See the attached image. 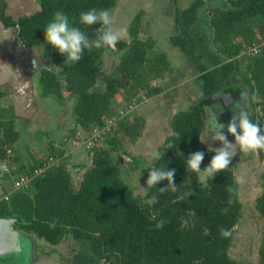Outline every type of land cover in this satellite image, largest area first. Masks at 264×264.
<instances>
[{
    "label": "trees",
    "instance_id": "trees-1",
    "mask_svg": "<svg viewBox=\"0 0 264 264\" xmlns=\"http://www.w3.org/2000/svg\"><path fill=\"white\" fill-rule=\"evenodd\" d=\"M116 4L117 0H31L26 13L14 20L6 15V4L0 2L3 27L14 29L24 49L34 53L39 50L52 66L40 70L41 95L63 100L62 88H65L75 101L72 108L75 123L87 131L103 127L111 118L116 121L111 130L113 136L109 139L111 132L104 136L105 141L109 139L108 147L90 148L91 166L84 171L78 185L63 163H54L33 178L27 190L12 191L7 200L0 199V218H14L16 230L50 246L70 236L87 254L106 264H238L230 257L229 249L233 229L242 216V205L230 165L213 179L207 176L203 183L199 174L187 172L186 160L190 154L202 151L201 170L210 164L215 152H206L201 147L207 111L211 115L216 113L222 122L232 119L233 113L243 108L240 107L244 101L242 92L247 93L246 100L253 110L250 118L264 128V47L259 46L264 40V0H224L222 7L211 10L208 25L213 30V53L225 61L245 57L248 77L240 76L241 73L232 76V83L223 91L213 87L208 95L172 116L171 133L156 150L164 154L163 158L152 160L144 170L148 178L151 170L148 168L175 169L176 190L161 194L158 190L168 185L165 179L156 187H147L141 199L123 180L120 166L123 158L113 152L121 150L117 136L120 131L130 141L140 135L139 120L127 121L135 110L127 114L124 110L132 104L137 107V102L142 100L140 92H144L146 98L161 93L163 88L153 86L152 81L162 79L169 68L166 55L154 52L155 41L139 38L142 12L130 23V41L122 40L118 44L119 62L109 74H104L101 68L108 48L85 50L78 63L64 64L66 57L46 42L44 34L59 10L68 15L73 26L95 38V28L100 25H82L81 12L110 10ZM175 23L181 28L177 9ZM181 34L196 48L192 35L182 28ZM253 48H258L255 54L249 52ZM99 78L104 83L101 89H97ZM221 91L234 98L230 105H224L217 97ZM3 96L0 92V97ZM119 96L126 102L121 109ZM16 138L13 121L0 119V172L5 166V148L12 147ZM51 151L36 167L42 166L50 156H58ZM257 155L264 163V151ZM133 162L134 159H130L127 164L133 165ZM229 186L236 188V192L230 193ZM153 196L158 202L147 204ZM255 209L264 217V183L262 193L255 200ZM161 219L166 223L162 229H157L156 224ZM221 227L229 229L231 235L221 236ZM258 264H264V233Z\"/></svg>",
    "mask_w": 264,
    "mask_h": 264
},
{
    "label": "rangeland",
    "instance_id": "rangeland-1",
    "mask_svg": "<svg viewBox=\"0 0 264 264\" xmlns=\"http://www.w3.org/2000/svg\"><path fill=\"white\" fill-rule=\"evenodd\" d=\"M194 2L197 3V6L201 5V8L198 9L196 16H201L202 26L204 25V22H206V29L203 28L206 30V33L204 34V31L200 30L199 24H196V16L193 17L194 21H191L192 27H194V31H199L200 34L202 33V35L204 34V38L211 43L213 30L208 25L210 12L214 8L222 7V0H177L176 4L172 0H117L116 7L108 11L113 18L114 26L116 28H123L127 30L126 36L123 39L126 42H129L131 39L129 34L130 23L133 20L134 16L139 11H141L142 16L139 27V38L147 39L151 38L152 36V38L156 40L159 50L168 53L173 63L176 60L181 63L184 59L182 58L183 55L180 51H177V49L171 48L168 36L172 34L173 31L178 30V26H175L176 8H179V11L186 10L189 7L194 6L196 4H194ZM99 11L100 10H97V12ZM193 22L195 24H193ZM186 23L187 22H185V24ZM185 29L187 28L185 27ZM198 41L201 42L202 40L198 38ZM154 52L158 51L155 50ZM211 52H214V50L211 49ZM120 55V51L113 52L112 50L108 49L105 52L102 58L101 66L102 72L104 74L111 73V71L118 64ZM245 60L246 58L243 56L238 59L240 72H242L239 75L244 76V78L248 77L245 70ZM49 68H52L50 64ZM191 76L195 77L196 73L192 72V74H189L188 80ZM60 79L61 83L64 86L62 77H60ZM103 84L104 83L102 79L99 78L97 89H101L102 87H104ZM196 86L197 85H195L193 81H189L188 89L194 91ZM186 89L187 88H185L184 90ZM62 90L66 95L65 88H62ZM187 91L186 94L182 95L183 97H185V101H183L181 95L178 96L180 102L182 103L180 106H183L184 104L188 105L192 101V97L194 96L195 92L187 95ZM178 92H180L181 94L182 91ZM139 97L142 100L140 102H137L135 112H133V115H131L127 121L133 122L136 119L139 120L140 135L135 141H130L128 137L124 136V133L120 131L117 136L121 142V150L113 152V154H117L123 158L122 162L120 161L123 180L131 187L134 195L137 198L141 199L143 198L145 190L148 187L146 183L148 178L146 177L144 167H147L151 164L153 160L152 153L156 152L157 148L161 145L166 136L171 133V131L169 114H165L164 116H162V121H157L158 123H153L150 120L152 119V117H154L153 107L154 98L156 97H153L151 99L146 98L144 96V92H140ZM146 99L149 100L146 101ZM224 100L225 103L229 101L226 99ZM117 101L118 103L120 102V109L126 103L122 101L120 96L118 97ZM133 101L135 100L133 99ZM36 102L38 103L37 107H39V109L36 108V111L34 110L33 117L26 119L23 123H17V130L18 132H20V143L21 141L22 144L25 142L24 148H26V143L29 144L30 141H33L35 143L47 139L45 131L46 127L50 129L49 124L53 127H56L55 123L50 122L47 119V114H49L48 110L57 108L58 105L65 104L66 108H63H65L66 110V115L68 118L71 116V119L69 118L68 120H71L75 123L74 116L71 113L73 108L72 106L74 105L75 101L74 99H71L70 96L67 97L66 95V98H64L63 100L55 99L53 98V96H46L42 98L37 97ZM67 102H69L70 104H67ZM241 104L242 105H240V107H243L242 109L247 111L249 115L253 113L249 101L245 99ZM42 110H44L45 112H43ZM211 116V113L207 111L206 128L201 136V140L203 141H201V147L206 152H214L210 150L222 146L219 141H214L212 133L209 130V121ZM229 120L225 122L219 120L218 122L225 125L223 132L227 136V139L230 142L234 143V136L227 133V125L230 122ZM49 132H51L52 135L55 133V131L53 132V130ZM113 132L114 131H112L111 135L108 136L109 139L113 136ZM58 133L59 132L55 134V136H58L56 137V140L57 138L58 140H60L59 142H57V144L59 143L60 145H63L64 143H66V141L63 140L64 137H62L64 135L62 133H59V135ZM109 139H107L106 141L104 140L103 144H96L95 146L90 148L95 149L101 147L102 145L103 147H108L107 142ZM38 147L40 146H37L34 149L38 151ZM24 148L22 149L24 150ZM44 148L45 146H42L41 152H44ZM90 148L87 149L91 153L92 150ZM12 150H16L14 146H12ZM33 150L31 149L30 152H32ZM25 152L28 154L29 151ZM46 153L42 154L46 155ZM127 159H134L135 162H133V165L127 164ZM67 160L68 158L63 161V164L67 167V169H69L68 171L73 177L72 180L75 182V174L72 171L73 164L71 163V161L68 162ZM142 162L144 163L143 165ZM230 168L232 169L236 180L241 176L244 177V183L238 185V198L242 205V216L233 229L232 245L229 249V255L238 264H258V250L261 245L262 236L264 233V217H261L256 211L255 200L263 190L264 163L259 160L257 153L246 155L238 152L237 156L233 158L232 163L230 164ZM206 178L207 175L205 173H199V179L201 182L204 183ZM7 187L9 186L7 185ZM10 188L11 187H9V189ZM21 234L22 251L19 252L16 257L13 256L0 259V264H106L104 260H96L93 256L87 254L82 249V246L79 244V242L73 240L70 236L65 237L58 245L50 246L43 241L35 239L32 236L25 235L23 233Z\"/></svg>",
    "mask_w": 264,
    "mask_h": 264
},
{
    "label": "crops",
    "instance_id": "crops-1",
    "mask_svg": "<svg viewBox=\"0 0 264 264\" xmlns=\"http://www.w3.org/2000/svg\"><path fill=\"white\" fill-rule=\"evenodd\" d=\"M29 1L31 0H0V2L6 4V15L12 17L14 20L26 13ZM176 2L177 0H175L174 3L176 4ZM195 3L196 2H194V4ZM200 6L201 5L197 6L196 3L194 6L181 11H179V8H176L179 13H181L180 22L182 30L192 35L196 41V48H194L186 38L182 36L179 26L177 31H173V33L168 36L171 48L177 49V51H180L183 55L182 58L184 59L181 63L177 60L173 63L168 53L158 49L156 40L151 36L155 41L154 50L164 53L169 62V68L165 72L164 77L152 81L153 86L163 88L161 93L149 98L156 97L154 98L153 107L154 117L150 119L153 123H158L165 114H169L171 120L176 112L189 108L192 104L196 103L199 98L208 95L213 87H218V89H222L223 91L224 87L232 83V76L240 72L238 59L220 60L218 56L211 52V43L204 38V34L206 33V22H204L202 26L201 16H196L198 9L201 8ZM195 16L198 22H196V24H199L200 30L204 31L203 35L202 33L200 34L199 31H194V27H192L191 21H194L193 17ZM185 22L187 23L185 24ZM193 24L195 23L193 22ZM185 27L187 29H185ZM198 38L202 41L199 42ZM43 67H49V63L42 58L41 52L36 50L34 53L31 50L24 49L17 40L15 30L11 28L5 29L0 22V92L4 94L3 97H0V119L6 122L12 120L14 130L17 133L16 141L12 145L17 150H15L16 152L13 151L15 154L12 170L10 174L0 176V199L4 194L12 192V182L17 173L20 174L36 167L37 164L44 161L51 154V150H53L54 154L58 155L57 157L55 156L57 162L63 163L67 158L68 162L71 161L76 185L79 184L84 171L91 166V153L85 145V140L88 137L89 131L81 128L71 120H68L69 118L71 119V116L69 118L67 117L65 104L58 105L57 108L48 110L49 114L46 113L48 115L47 119L56 124V127L49 124L50 129L46 127L47 139L35 143L30 141V145L26 143V148H24L25 142L22 144L21 141L20 143V132L17 130V123H23L26 119L33 117L34 110L36 111V108L39 109V107H37L38 103L36 102L37 97H46L41 95L38 85L40 70ZM192 72H195L196 76H191L188 80V75L192 74ZM189 81H193V83L197 85L194 91L188 89ZM185 88L187 89L184 90ZM178 91H182L181 94ZM186 91L187 95L194 92L195 94L188 105L184 104L180 106L182 103L178 96L186 94ZM222 91L221 93H225ZM66 95L69 97L68 93H66ZM66 95L65 92H63L64 98H66ZM182 98L183 101H185V97L182 96ZM149 99H146V101ZM68 103L69 102H67V104ZM42 111L45 112L44 110ZM131 115H133V113ZM51 130H53V132L55 131L53 135L49 132ZM57 132L64 135L62 137H64L63 140L66 141V143L63 145L57 144V142L60 141L58 138L56 140L58 136H55V134ZM37 146H40L38 147V151L34 149ZM42 146H45L44 152H41ZM22 148H24V150ZM31 149L34 150L30 152ZM25 151H29L30 154L29 152L27 154ZM42 153H46V155ZM7 185L11 187V190Z\"/></svg>",
    "mask_w": 264,
    "mask_h": 264
},
{
    "label": "clouds",
    "instance_id": "clouds-1",
    "mask_svg": "<svg viewBox=\"0 0 264 264\" xmlns=\"http://www.w3.org/2000/svg\"><path fill=\"white\" fill-rule=\"evenodd\" d=\"M80 23L88 27L100 25L95 28V38H90L81 28L73 26L68 15L59 10L54 13L53 19L44 29L46 42L66 57L64 64L78 63L83 58L85 50L91 52L93 49L108 48L112 51H118V44L126 36L127 30L114 26L113 18L108 10L97 12L95 9H90L83 11L80 14ZM246 98L247 93L242 92L241 100ZM218 121V115L213 113L209 121V130L214 141H219L222 146L210 150L214 151L215 155L204 170H201L204 153L196 151L190 154L186 160L187 172L192 171L197 174L203 172L213 179L218 173L229 169V165L238 152L247 155L264 151V128L261 127L259 122H253L247 111L241 108L233 113L232 120L227 125V133L234 136V143L230 142L224 134L225 125ZM171 147L169 145V149ZM181 154L183 155V153ZM163 155L158 151L153 152L152 159L158 161L163 158ZM148 169H151L146 182L148 188L156 187L166 179L168 181L167 187L160 188L158 191L163 194L169 190H176L177 185L174 183L175 169L169 170L167 167H151ZM243 183V176L237 178V185ZM228 191L234 193L236 188L229 186ZM156 202H158L156 196L146 201L149 205ZM165 223L166 221L161 219L156 224V228L162 229ZM220 234L227 238L231 235V231L221 227Z\"/></svg>",
    "mask_w": 264,
    "mask_h": 264
},
{
    "label": "built area",
    "instance_id": "built-area-1",
    "mask_svg": "<svg viewBox=\"0 0 264 264\" xmlns=\"http://www.w3.org/2000/svg\"><path fill=\"white\" fill-rule=\"evenodd\" d=\"M259 46L264 47V40L261 41V44ZM257 51H258V48L256 49L253 48L249 50V52H251L252 54H255ZM135 108H136L135 105L133 104L129 105L124 110V114L133 112ZM115 124H116V121L111 118L105 122L103 127H98V126L93 127L89 131L88 137L85 140L86 147L90 148V147H93L96 143L102 142L104 140V136H106V134H109L111 132ZM13 157H14V153H13L12 147H6L5 154H4V160H3L5 166L1 170L0 176L1 175L4 176L5 174H10L12 170ZM54 163L56 164L58 162L55 160L54 157L50 156L48 160L45 161L44 164H42V166L34 168L30 172H22L20 174L17 173L12 182V191L27 190L30 187V183L32 179L35 178L36 176L41 175L45 169H47L50 166H53ZM8 195L9 193L6 195L4 194L1 199L7 200Z\"/></svg>",
    "mask_w": 264,
    "mask_h": 264
},
{
    "label": "water",
    "instance_id": "water-1",
    "mask_svg": "<svg viewBox=\"0 0 264 264\" xmlns=\"http://www.w3.org/2000/svg\"><path fill=\"white\" fill-rule=\"evenodd\" d=\"M217 97L222 102L224 99L233 101L229 94L220 93ZM15 221L14 218H0V259L16 257L22 251V234L14 229Z\"/></svg>",
    "mask_w": 264,
    "mask_h": 264
},
{
    "label": "flooded vegetation",
    "instance_id": "flooded-vegetation-1",
    "mask_svg": "<svg viewBox=\"0 0 264 264\" xmlns=\"http://www.w3.org/2000/svg\"><path fill=\"white\" fill-rule=\"evenodd\" d=\"M232 102H233V101H229V102H227V103H224V105L228 106V105H230ZM227 120H229V118H228ZM229 121H230V120H229Z\"/></svg>",
    "mask_w": 264,
    "mask_h": 264
}]
</instances>
